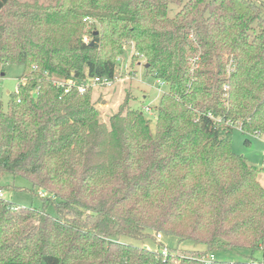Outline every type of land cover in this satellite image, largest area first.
I'll return each mask as SVG.
<instances>
[{"label":"trees","instance_id":"1","mask_svg":"<svg viewBox=\"0 0 264 264\" xmlns=\"http://www.w3.org/2000/svg\"><path fill=\"white\" fill-rule=\"evenodd\" d=\"M170 5L179 8L172 17ZM263 7L5 0L0 81L5 65L23 71L6 108L0 103V174L25 179L44 199L39 209L0 199V264H203L228 250L260 259L212 264H264V169L231 149L235 126L264 136ZM86 19L97 25L86 30ZM129 44V75L142 60L167 86L154 128L128 97L106 123L91 89L55 84L114 79ZM156 234L203 249L163 256L120 240Z\"/></svg>","mask_w":264,"mask_h":264},{"label":"rangeland","instance_id":"2","mask_svg":"<svg viewBox=\"0 0 264 264\" xmlns=\"http://www.w3.org/2000/svg\"><path fill=\"white\" fill-rule=\"evenodd\" d=\"M5 0H0V5ZM41 3H49V0H39ZM259 4L264 0H255ZM264 8V7H263ZM179 8L175 5L169 6L168 15L170 17ZM264 17V9L261 12ZM85 29L89 30L96 21L89 19L85 22ZM87 37H84V39ZM88 39V38H87ZM132 45L123 47L122 55L117 56L116 70L114 74V83L110 86H98L90 88L92 90L91 102L97 107L101 118L107 123L108 117L114 114L121 105L124 98H129V105L134 109L140 110L146 119L151 122L154 128L155 116L154 110L159 104L160 96L167 90V86L157 81L152 75L146 72V68L139 60L132 67L135 74L129 75L131 69L130 57L132 56ZM142 59V58H140ZM144 63V62H143ZM5 76L0 81V103L6 108L9 93L16 91L18 84L21 83L23 67L21 65H5ZM231 149L234 154L241 156L257 169H264V136H255L242 133L238 127H234L231 135ZM259 183L264 188V173L258 178ZM0 186L3 189L4 200L22 207H31L39 209L42 207L43 199L37 191H33L29 182L21 177H13L10 174H0ZM47 212L53 214L51 206L47 207ZM157 235V234H156ZM162 239L157 241L155 235L153 239L134 240L127 237H121L120 240L126 244L139 247H146L150 251H159L161 247H166L170 251L181 250H201L202 245L189 242L179 241L176 237L161 234ZM214 260L227 262H252L260 259V254H255L251 259L246 251L228 250L217 251L212 253Z\"/></svg>","mask_w":264,"mask_h":264},{"label":"built area","instance_id":"3","mask_svg":"<svg viewBox=\"0 0 264 264\" xmlns=\"http://www.w3.org/2000/svg\"><path fill=\"white\" fill-rule=\"evenodd\" d=\"M85 22L87 21L84 20ZM85 41H87V39H84ZM117 61H119V58L117 59ZM161 82V81H160ZM114 83L113 79H107V78H93L91 79L90 83H85V84H75L72 80H68L65 83H60V82H55V84H57L58 86H63L64 88V92L68 93L71 89H76L78 93L83 94L87 91V89L93 88V87H97L98 86H102V87H106V86H110ZM163 83V82H162ZM4 199V195H3V189L0 186V199ZM156 240L160 241L162 239L161 234H157L156 236ZM160 253L163 256H166L168 254V249L166 247H163L162 249H160ZM214 261V255L213 254H207L205 255L201 262L203 264H212V262Z\"/></svg>","mask_w":264,"mask_h":264},{"label":"water","instance_id":"4","mask_svg":"<svg viewBox=\"0 0 264 264\" xmlns=\"http://www.w3.org/2000/svg\"><path fill=\"white\" fill-rule=\"evenodd\" d=\"M148 67V65H145V68H147Z\"/></svg>","mask_w":264,"mask_h":264}]
</instances>
